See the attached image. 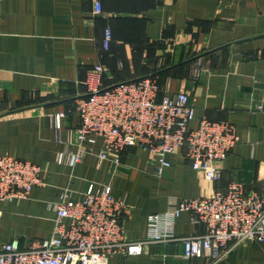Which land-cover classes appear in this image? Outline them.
I'll use <instances>...</instances> for the list:
<instances>
[{"label": "crops", "instance_id": "crops-1", "mask_svg": "<svg viewBox=\"0 0 264 264\" xmlns=\"http://www.w3.org/2000/svg\"><path fill=\"white\" fill-rule=\"evenodd\" d=\"M100 1L103 15L94 0H0V153L38 164L43 178L28 199L0 202L2 242L18 239L26 248L49 237L53 203L66 186L80 199L90 183L110 184L131 206L125 229L132 240L147 235L148 216L164 212L170 196L207 198L233 181L264 194V0ZM97 64L107 69L105 87L154 76L159 97L187 92L196 112L192 128L204 118L233 123L240 139L219 164L221 178L208 181L184 149L169 155L162 175L148 150L127 149L120 164L99 162L100 143L74 167L57 163L65 145L54 116L65 113V140L80 123L77 100ZM175 233L204 229L185 212ZM109 264H264V243L245 241L214 263L185 258L181 241L151 243L137 256L115 254Z\"/></svg>", "mask_w": 264, "mask_h": 264}, {"label": "built area", "instance_id": "built-area-1", "mask_svg": "<svg viewBox=\"0 0 264 264\" xmlns=\"http://www.w3.org/2000/svg\"><path fill=\"white\" fill-rule=\"evenodd\" d=\"M94 4L95 13L103 15L101 1ZM112 40L113 29L107 24L106 51ZM106 71L101 64L89 69L87 94L77 100L80 123L65 140L60 136L65 113L54 116L59 143L65 145L57 153V163L74 167L100 143L99 162L120 164L127 149L148 150L157 157L155 173L162 175L171 166L169 155L184 149L191 167L208 181L221 178L219 164L240 139L233 123L204 118L192 128L196 112L187 92L159 97L161 87L154 76L105 87ZM42 184L38 164L0 153V202L28 199ZM53 207L57 216L50 236L26 248L18 239L0 241V264H109L115 254L137 256L148 244L170 241L183 243L185 258H208L214 263L245 241L264 243V194L247 192L239 181L207 198L170 196L168 208L150 214L147 235L136 240L127 238L125 229L131 206L113 195L110 184L90 183L80 199H74L66 186ZM185 212L204 233L182 237L175 233L176 221Z\"/></svg>", "mask_w": 264, "mask_h": 264}]
</instances>
